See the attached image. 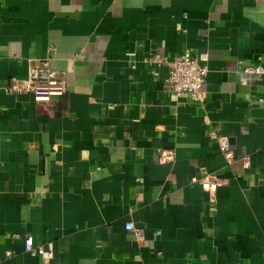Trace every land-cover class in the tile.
Here are the masks:
<instances>
[{
  "label": "crops",
  "instance_id": "1",
  "mask_svg": "<svg viewBox=\"0 0 264 264\" xmlns=\"http://www.w3.org/2000/svg\"><path fill=\"white\" fill-rule=\"evenodd\" d=\"M184 51L202 104L144 62ZM258 58L264 0H0V264H264V75L239 64ZM43 59L63 96L7 91Z\"/></svg>",
  "mask_w": 264,
  "mask_h": 264
},
{
  "label": "built area",
  "instance_id": "2",
  "mask_svg": "<svg viewBox=\"0 0 264 264\" xmlns=\"http://www.w3.org/2000/svg\"><path fill=\"white\" fill-rule=\"evenodd\" d=\"M258 58L255 64L241 65L244 74L264 75V67ZM144 62L160 67H167V77L165 82L169 85L171 92L176 97H187L192 103L202 104L205 100L203 84L207 75V68L201 65L190 55L189 51L182 52L179 56L165 61L158 55L153 54L144 59ZM155 75H157L155 73ZM8 92H26L32 95L36 104H49L54 99L63 96L66 92L65 77L62 73L53 70L49 65L48 59L38 61L27 71V76L23 81L13 80ZM219 150L227 160H232L233 151L230 149L229 141L226 138H216ZM173 153L162 151L159 159L162 163L171 161ZM245 168L249 167L248 158L243 159ZM200 187L206 192H214L220 186V180L213 175H205L199 181ZM125 230L135 233L137 238H141V232L137 231L131 223L125 224ZM23 249L25 253L35 254L34 241L31 236L23 239ZM11 252H6V257H11Z\"/></svg>",
  "mask_w": 264,
  "mask_h": 264
}]
</instances>
